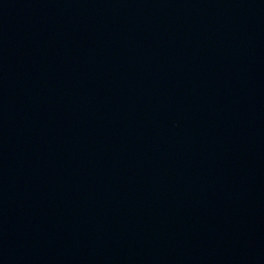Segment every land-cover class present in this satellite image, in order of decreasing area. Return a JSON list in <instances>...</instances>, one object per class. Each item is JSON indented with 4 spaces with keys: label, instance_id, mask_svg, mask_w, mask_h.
I'll use <instances>...</instances> for the list:
<instances>
[{
    "label": "water",
    "instance_id": "obj_1",
    "mask_svg": "<svg viewBox=\"0 0 264 264\" xmlns=\"http://www.w3.org/2000/svg\"><path fill=\"white\" fill-rule=\"evenodd\" d=\"M0 264H264V0H0Z\"/></svg>",
    "mask_w": 264,
    "mask_h": 264
}]
</instances>
